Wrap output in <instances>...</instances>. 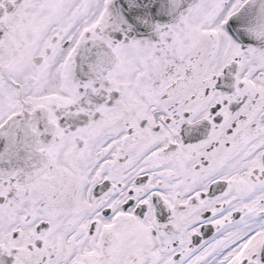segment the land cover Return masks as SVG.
<instances>
[{"label":"snow or ice","instance_id":"obj_1","mask_svg":"<svg viewBox=\"0 0 264 264\" xmlns=\"http://www.w3.org/2000/svg\"><path fill=\"white\" fill-rule=\"evenodd\" d=\"M0 264H264V0H0Z\"/></svg>","mask_w":264,"mask_h":264}]
</instances>
